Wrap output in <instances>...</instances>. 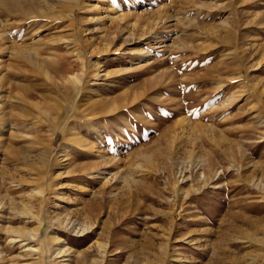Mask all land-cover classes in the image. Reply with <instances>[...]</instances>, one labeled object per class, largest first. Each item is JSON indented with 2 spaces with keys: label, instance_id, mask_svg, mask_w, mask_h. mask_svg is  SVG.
Instances as JSON below:
<instances>
[{
  "label": "rangeland",
  "instance_id": "1",
  "mask_svg": "<svg viewBox=\"0 0 264 264\" xmlns=\"http://www.w3.org/2000/svg\"><path fill=\"white\" fill-rule=\"evenodd\" d=\"M92 263L264 264V0H0V264Z\"/></svg>",
  "mask_w": 264,
  "mask_h": 264
},
{
  "label": "bare ground",
  "instance_id": "2",
  "mask_svg": "<svg viewBox=\"0 0 264 264\" xmlns=\"http://www.w3.org/2000/svg\"><path fill=\"white\" fill-rule=\"evenodd\" d=\"M42 155V154H41ZM44 155H45V153H44ZM47 160V159H46ZM49 161V160H48ZM47 166V165H46ZM27 180V179H26ZM36 181V180H35ZM28 182V181H27ZM35 188V187H34ZM43 196V195H42ZM37 197V196H36ZM41 197V196H40ZM32 198H35V195H33L32 196ZM39 199H41V198H39ZM30 200V199H29ZM42 200V199H41ZM42 202H44V200L42 201ZM43 204V203H42ZM32 209H33V207H31V208H27L26 209V211H25V216H27V218H29V219H31V218H33L32 220L34 221V219L36 218V216H35V214H33V212H32ZM35 210V209H34ZM23 211V210H22ZM26 218V217H25ZM64 219V218H63ZM67 219L69 220V221H67ZM65 218V222L63 221V220H61L60 222L63 224V225H65V226H68V225H70L71 226V229H73L76 233H78V232H80V231H85V229L86 228H83L82 230L81 229H78L77 230V227H76V225H74L72 222H70V219L69 218ZM72 223V224H71ZM37 228H39V227H37ZM41 228V227H40ZM39 228V229H40ZM79 228V227H78ZM88 228V227H87ZM38 229V230H39ZM28 230V229H27ZM38 230H31V231H23V232H21L20 234H19V239L20 238H22V235H24V236H33V234H37L38 235V233H39V231ZM72 230V231H73ZM19 232V231H18ZM17 232V233H18ZM37 235H35V236H37ZM23 236V237H24ZM34 236V237H35ZM25 238V237H24ZM13 239V238H12ZM16 239H18V238H16ZM37 239V238H36ZM27 240V239H26ZM57 240V239H56ZM55 240V241H56ZM60 240V239H59ZM19 242H21L22 243V247L23 248H26V251H27V249H30L31 248V246H30V244H29V242L27 243V242H24L25 241V239H20V240H18ZM61 241V240H60ZM10 242H11V240H10ZM13 244V243H12ZM35 248V247H34ZM58 254H60L59 256H70V254H71V251H67L66 249H62V248H60L59 249V251L57 252V254L56 255H58ZM104 254V253H103ZM40 258V257H39ZM68 259V258H67ZM66 259V260H67ZM93 264V263H92Z\"/></svg>",
  "mask_w": 264,
  "mask_h": 264
}]
</instances>
